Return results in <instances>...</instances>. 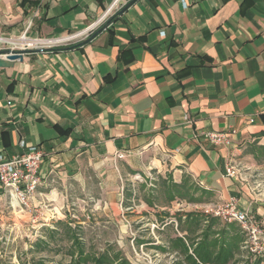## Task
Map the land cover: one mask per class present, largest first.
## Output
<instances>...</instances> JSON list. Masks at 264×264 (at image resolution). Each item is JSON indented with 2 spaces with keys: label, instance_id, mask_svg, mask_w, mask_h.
<instances>
[{
  "label": "crops",
  "instance_id": "0c3cea01",
  "mask_svg": "<svg viewBox=\"0 0 264 264\" xmlns=\"http://www.w3.org/2000/svg\"><path fill=\"white\" fill-rule=\"evenodd\" d=\"M110 3L0 0L2 38L65 39L96 25L21 61L5 62L0 44V158L25 152L21 142L45 151L31 202L57 181H91L107 196L95 206L117 210L121 179L155 175L187 180L208 207L237 199L264 230V198L234 169L226 176L248 147H264V0H122L102 21ZM206 132L229 133L230 144L213 146ZM162 232L158 249L176 264L258 260L238 226L198 212Z\"/></svg>",
  "mask_w": 264,
  "mask_h": 264
},
{
  "label": "rangeland",
  "instance_id": "374dc122",
  "mask_svg": "<svg viewBox=\"0 0 264 264\" xmlns=\"http://www.w3.org/2000/svg\"><path fill=\"white\" fill-rule=\"evenodd\" d=\"M245 152L249 159L232 168L262 199L264 147L253 145ZM181 184L171 177L155 175L123 178L118 184L117 210L95 206L107 196L100 195L91 181L84 185L85 190L69 179L57 181L52 192L47 189L45 195H37L29 208L19 206L3 193L0 264H71L80 254L105 256L109 264L121 260L130 264H176L170 250L162 253L158 249V240L165 238L161 234L163 224L187 213L198 212L205 220L213 217L211 213L203 214L211 197L188 181L183 190L174 188ZM195 200L200 203L197 207L191 205Z\"/></svg>",
  "mask_w": 264,
  "mask_h": 264
},
{
  "label": "built area",
  "instance_id": "2783aa9c",
  "mask_svg": "<svg viewBox=\"0 0 264 264\" xmlns=\"http://www.w3.org/2000/svg\"><path fill=\"white\" fill-rule=\"evenodd\" d=\"M121 1L111 0L101 20L103 21L117 11ZM95 26H90L83 33L71 36L70 39L87 34ZM56 40L31 38L26 33H23L15 38L0 37V44L7 45L9 47L7 52L10 54L32 50L41 51L44 47H52L60 43H52ZM249 122L252 123L253 119H249ZM233 133L235 132L233 131ZM203 137L216 147H225L230 144L229 133L206 132L203 134ZM19 146L21 149H26L25 152L14 155L10 159L0 158V188L7 193L10 200L15 201L19 206L29 208L38 187L42 184L40 167L47 154L39 146L26 147L23 142ZM116 157L117 159H122L124 154H117ZM233 175L234 171L232 166L227 167L226 176L232 177ZM205 213H211L213 217L226 224L238 226L243 235V250L254 259L264 258V230L253 215L238 207L237 199L229 198L222 204L209 207L205 210Z\"/></svg>",
  "mask_w": 264,
  "mask_h": 264
},
{
  "label": "trees",
  "instance_id": "16d2710c",
  "mask_svg": "<svg viewBox=\"0 0 264 264\" xmlns=\"http://www.w3.org/2000/svg\"><path fill=\"white\" fill-rule=\"evenodd\" d=\"M186 183H187V180H184L180 186H174V188L175 189L180 188V190H183V187L186 185ZM177 195L183 196L181 195V193L180 194L178 193ZM128 196H130V194H128ZM190 201L192 200L190 199ZM195 202L197 201L195 200ZM71 238L74 239V237H71ZM260 263H261V260L258 259L255 261L254 264H260ZM71 264H109V263L107 262V259L105 256L100 255L98 257H95V256H83L82 254H80L79 257H77L74 260V262ZM119 264H130V263L127 260H121Z\"/></svg>",
  "mask_w": 264,
  "mask_h": 264
},
{
  "label": "water",
  "instance_id": "95a60500",
  "mask_svg": "<svg viewBox=\"0 0 264 264\" xmlns=\"http://www.w3.org/2000/svg\"><path fill=\"white\" fill-rule=\"evenodd\" d=\"M95 35H96V33L92 34L91 38H93ZM28 52H30V51L10 53V54H8V52H7L5 55L4 61L5 62L21 61L23 55L28 53ZM2 66H3V62L0 60V67H2Z\"/></svg>",
  "mask_w": 264,
  "mask_h": 264
},
{
  "label": "bare ground",
  "instance_id": "6f19581e",
  "mask_svg": "<svg viewBox=\"0 0 264 264\" xmlns=\"http://www.w3.org/2000/svg\"><path fill=\"white\" fill-rule=\"evenodd\" d=\"M71 37L65 38V39H57L56 41H53L52 43H57V42H61V41H65L70 39Z\"/></svg>",
  "mask_w": 264,
  "mask_h": 264
}]
</instances>
